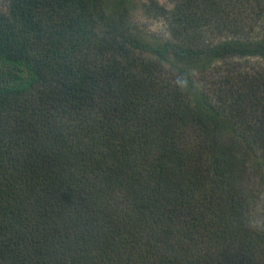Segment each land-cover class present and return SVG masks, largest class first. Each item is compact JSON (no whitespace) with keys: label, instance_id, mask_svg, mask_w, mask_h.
I'll return each instance as SVG.
<instances>
[{"label":"trees","instance_id":"16d2710c","mask_svg":"<svg viewBox=\"0 0 264 264\" xmlns=\"http://www.w3.org/2000/svg\"><path fill=\"white\" fill-rule=\"evenodd\" d=\"M150 3L0 15V264H264V0Z\"/></svg>","mask_w":264,"mask_h":264},{"label":"rangeland","instance_id":"374dc122","mask_svg":"<svg viewBox=\"0 0 264 264\" xmlns=\"http://www.w3.org/2000/svg\"><path fill=\"white\" fill-rule=\"evenodd\" d=\"M150 1L165 9L171 8L170 0H131V19L141 34L148 39H168L166 22L162 17H157V11L152 9ZM9 6V0H0V15L7 12Z\"/></svg>","mask_w":264,"mask_h":264}]
</instances>
